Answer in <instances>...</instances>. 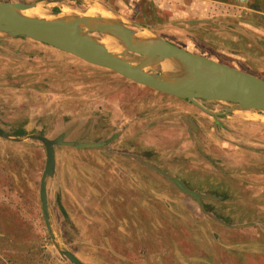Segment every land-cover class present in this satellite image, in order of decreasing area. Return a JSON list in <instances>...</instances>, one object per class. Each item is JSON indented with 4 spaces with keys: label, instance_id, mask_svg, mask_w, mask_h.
<instances>
[{
    "label": "rangeland",
    "instance_id": "1",
    "mask_svg": "<svg viewBox=\"0 0 264 264\" xmlns=\"http://www.w3.org/2000/svg\"><path fill=\"white\" fill-rule=\"evenodd\" d=\"M0 1H39L45 16L58 17L65 8L80 14L106 7L140 31L264 79V32L250 34L226 19L219 28L186 29L171 0ZM167 2L177 12L172 21L163 11ZM36 44L0 46V120L8 131L28 128L20 141L0 137V264H73L46 226V148L29 137L65 132L68 141L101 143L57 146V171L47 186L55 239L84 263L264 264V127L259 134L247 123L264 122L263 111L230 112L248 125L223 117L216 133L207 121L206 139H196L190 124L204 113L191 101ZM172 178L200 194L205 207Z\"/></svg>",
    "mask_w": 264,
    "mask_h": 264
},
{
    "label": "water",
    "instance_id": "2",
    "mask_svg": "<svg viewBox=\"0 0 264 264\" xmlns=\"http://www.w3.org/2000/svg\"><path fill=\"white\" fill-rule=\"evenodd\" d=\"M41 9L40 2L0 1V38L24 36L73 54L84 61L116 71L124 77L161 93L189 100L212 115L234 111L264 112V79L242 69L190 52L168 40L153 35L147 38L139 24H129L123 19L79 16L67 24L48 22L33 13ZM56 13H52L54 15ZM50 15V16H51ZM95 34L124 36L128 52L141 59L133 64L109 50L104 39ZM173 62L167 69L166 61ZM223 104L226 111H212L201 101ZM0 137L20 141L2 127ZM30 138L41 141L46 148V165L40 180V200L48 231L58 252L73 264L84 263L73 251L60 246L52 229L48 203V180L56 172V147L67 145L81 149L101 146V143L65 140L62 133L54 139L42 134Z\"/></svg>",
    "mask_w": 264,
    "mask_h": 264
},
{
    "label": "crops",
    "instance_id": "3",
    "mask_svg": "<svg viewBox=\"0 0 264 264\" xmlns=\"http://www.w3.org/2000/svg\"><path fill=\"white\" fill-rule=\"evenodd\" d=\"M171 1H172L173 6L178 8V13L180 15L178 19L180 20V22H184V24L187 26V27L185 26L186 29L203 30L207 26H213L215 28H219L220 26L216 24H219L222 19H226L228 23L232 24L234 27L236 26L237 23L238 24L242 23L243 27H245L246 30L250 32V34L251 32L255 33L256 30H258V33L264 32L263 30L264 28V5H262L263 2L259 3V2H256L255 0H244V2H242L241 0V3H244L248 6L247 10H244L243 4L242 5L239 4L240 0H171ZM170 3L171 2H167V6L165 9H163V11L169 14L170 16L172 14L173 16H175L174 14H176L177 12H175L174 8L170 7ZM173 16L170 17L169 21L173 20L172 18ZM252 16H257L259 20H262L263 25L261 24V22H257L258 24L253 23L252 19L254 17ZM0 39L2 40L4 39L3 41H7V42L0 43V46L2 45L4 47L5 46L8 47L9 45H12V44L14 45L22 44L23 46L30 45L31 47L36 48L37 47L36 43H41V45H43L42 42H38L29 37L26 38L24 36H8V37H2ZM27 39H30V40H27ZM212 111H215V110H212ZM202 112L206 116L202 114ZM202 112H201L202 118L198 119L199 124L197 123L196 126L194 122H191L190 124V127L192 128L190 129V133L192 132L191 134L195 135L196 139H197V134L198 136L201 137L202 140H205L206 138L202 136V133L204 134H207L208 132L216 133L214 132L215 131L214 126H218L219 119H223V117H227V118L229 117L228 119H233L232 120L233 122H236L237 120H239L241 123L246 122V118L241 117L242 120H240V118H237L236 116H234L235 118H231V116H229L230 115L229 113H227V115L224 114L225 116L224 115L219 116V115L209 114L203 110ZM216 112H219V111H216ZM213 118L214 119L216 118L217 120L214 122ZM207 121L209 122V124H211L212 128L209 129L208 132L206 133V130L205 131L201 130V128L203 126H206V124L204 123H207ZM0 122L3 127V122L1 120ZM247 123H249V125L252 126L253 128L254 127L256 129L258 128L259 134L262 133L261 130H263V127H264L263 120L248 121ZM26 130H28L27 126H24L20 128V130H17V131L16 130L15 131L10 130V131L11 133L13 132L14 135L18 136V138H21L25 135ZM66 133L67 132L64 133L65 138H66V135L68 134ZM258 136H261V135H258ZM72 139H75V138H72ZM60 146H67V145H60ZM68 147H72V146H68ZM72 148H76V147H72ZM256 152H258V150H256ZM56 171H57V158H56ZM55 175H56V172H55ZM212 194H210V196H216V193H214V195Z\"/></svg>",
    "mask_w": 264,
    "mask_h": 264
},
{
    "label": "bare ground",
    "instance_id": "4",
    "mask_svg": "<svg viewBox=\"0 0 264 264\" xmlns=\"http://www.w3.org/2000/svg\"><path fill=\"white\" fill-rule=\"evenodd\" d=\"M33 13L37 16H40L42 19L48 22L56 23V24H67L79 16L86 17V18H96L97 16H101L102 18H107V19L117 18V15H115L112 11H110L109 8L96 6V5L90 6L86 11L80 14H78L76 11L70 8H65L59 17L55 16V14L51 16H45L42 13L41 9L34 10ZM143 35L147 38L153 37L152 32L149 30H144ZM103 42L106 44L109 50L118 54L120 57L124 58L126 61L133 63V64H137L139 63V61H141V59H139L138 57L129 54L124 36L112 35L110 37L105 38ZM172 65H173V62L168 61V60L162 63V66L165 69L171 67Z\"/></svg>",
    "mask_w": 264,
    "mask_h": 264
},
{
    "label": "trees",
    "instance_id": "5",
    "mask_svg": "<svg viewBox=\"0 0 264 264\" xmlns=\"http://www.w3.org/2000/svg\"><path fill=\"white\" fill-rule=\"evenodd\" d=\"M202 103V102H201ZM172 180L175 182V184H177L182 190H184L185 192H188L189 194H191L194 198H196L197 200H199L200 204L202 207H205L202 199L200 198V194H197V192H193L192 189L188 188L185 184V182L183 180H176L174 178H172ZM213 197V196H212Z\"/></svg>",
    "mask_w": 264,
    "mask_h": 264
}]
</instances>
